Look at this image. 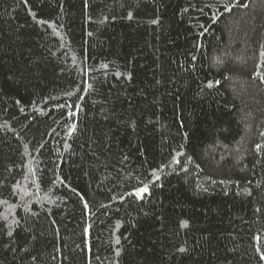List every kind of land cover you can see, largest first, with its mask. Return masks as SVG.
<instances>
[{
	"label": "trees",
	"instance_id": "trees-1",
	"mask_svg": "<svg viewBox=\"0 0 264 264\" xmlns=\"http://www.w3.org/2000/svg\"><path fill=\"white\" fill-rule=\"evenodd\" d=\"M0 264H264V0H0Z\"/></svg>",
	"mask_w": 264,
	"mask_h": 264
}]
</instances>
